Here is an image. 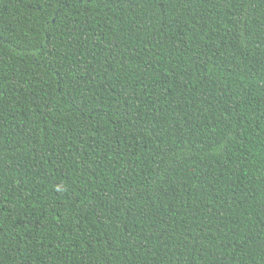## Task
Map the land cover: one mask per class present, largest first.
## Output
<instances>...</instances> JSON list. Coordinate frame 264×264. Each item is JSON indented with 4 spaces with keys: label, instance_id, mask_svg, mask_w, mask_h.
I'll list each match as a JSON object with an SVG mask.
<instances>
[{
    "label": "trees",
    "instance_id": "obj_1",
    "mask_svg": "<svg viewBox=\"0 0 264 264\" xmlns=\"http://www.w3.org/2000/svg\"><path fill=\"white\" fill-rule=\"evenodd\" d=\"M0 264H264V0H0Z\"/></svg>",
    "mask_w": 264,
    "mask_h": 264
}]
</instances>
